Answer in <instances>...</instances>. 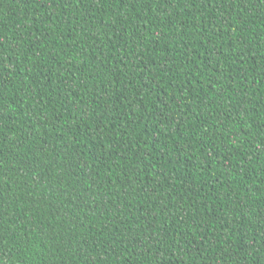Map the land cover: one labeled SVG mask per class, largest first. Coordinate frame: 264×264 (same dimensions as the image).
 Returning <instances> with one entry per match:
<instances>
[{"label":"trees","instance_id":"obj_1","mask_svg":"<svg viewBox=\"0 0 264 264\" xmlns=\"http://www.w3.org/2000/svg\"><path fill=\"white\" fill-rule=\"evenodd\" d=\"M0 264H264V0H0Z\"/></svg>","mask_w":264,"mask_h":264}]
</instances>
